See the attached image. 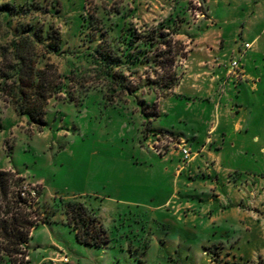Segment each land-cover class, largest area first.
Here are the masks:
<instances>
[{"label": "rangeland", "instance_id": "374dc122", "mask_svg": "<svg viewBox=\"0 0 264 264\" xmlns=\"http://www.w3.org/2000/svg\"><path fill=\"white\" fill-rule=\"evenodd\" d=\"M205 1H112L114 8L134 9L130 21L143 39L153 35L157 28L168 33L170 39L182 43L184 56L173 67H167L177 75V82L166 97L175 95L183 77L194 69L193 60L188 54L194 49L192 42L196 23L206 20L210 27L214 25L213 19L206 16ZM102 4L101 0H0V75H11L10 67L14 65L21 67L24 76L30 68L40 69L45 65L54 68L46 69L54 77L71 67L84 69L85 66L78 64L72 57L77 47L86 42L85 36L80 34L81 17L93 14L95 7ZM227 11L226 5L219 6L223 23H227L229 18ZM225 35L228 40L233 39V28L227 26ZM240 42L237 37V43ZM216 63L218 60L214 61ZM206 66L211 67L212 63ZM157 74L162 76V71L158 70L155 74L146 67L129 78V82L132 86H138L147 77L155 79ZM10 83L7 82L8 85ZM229 84L228 79L219 84L215 103L212 102L213 94L200 101L203 105L212 103L213 107L204 146L211 142L217 126L219 102L227 94ZM195 85L184 80L183 91L195 93ZM198 86L202 87V82ZM88 90L86 96L77 102L67 103L56 97L49 99L42 128L29 124L26 117L17 115L9 98L0 92V170L17 172L24 179L20 189L24 191L25 197L29 193L38 214H43L47 221H53L31 232L29 249L34 261L26 264H36L42 258L41 249L38 251L36 245L53 251L55 249L48 247L53 241L65 248L69 247V242H76L74 232L66 224L63 206L67 202L83 204L99 223V209L102 212L99 214L108 225L112 216L116 218L108 233L124 235L123 239L113 241L117 254L121 245L125 247V264H141V259L147 260V264H159L161 253L155 251L157 247L164 252L163 264L171 263L170 260L173 264H180L184 249L189 252L188 264H264V235H261L263 244L255 251L249 245L247 235H211L220 241L207 242L205 245L203 235H183L176 221H173L171 228L164 227L148 212L147 209L158 203L154 196L159 199L173 189L171 179L164 174L166 165L158 157L180 149L174 145V132L169 127L174 121V114H159V107L166 106L168 100L158 99L155 109L139 107L136 97H144L151 92L143 86L135 98L123 97L121 103L106 105L103 93L98 88ZM231 96L235 101L244 100L248 105L246 112L255 119L249 135L258 136L262 141L264 93L260 94L262 101L259 104L251 96L240 97L239 100L235 92ZM174 97V101L181 105L202 98L198 95L189 96L188 100L176 95ZM153 112L155 117L152 116ZM165 125L168 129H165ZM251 150L255 151L253 147ZM152 153L156 156L152 157ZM255 154L257 158L252 153V162L247 167L250 168V174L259 177L264 173V157L257 152ZM257 191L253 186L251 191H246L250 203L245 208L237 209L246 215L261 218L264 228V190ZM83 202L99 207L97 212ZM107 210L113 211L114 215H108ZM131 212L144 215L138 220ZM41 214L38 219L42 217ZM39 224L43 223L39 221ZM62 232L65 236L60 234ZM47 235H51L52 240L46 242ZM132 242L141 250L149 249L147 255L143 256L136 248L128 251ZM200 243H203L200 246L203 255L198 251ZM203 247H212L218 257L204 252ZM60 262L68 264L67 253L60 256Z\"/></svg>", "mask_w": 264, "mask_h": 264}, {"label": "crops", "instance_id": "0c3cea01", "mask_svg": "<svg viewBox=\"0 0 264 264\" xmlns=\"http://www.w3.org/2000/svg\"><path fill=\"white\" fill-rule=\"evenodd\" d=\"M205 3L206 16L213 19L214 25L210 27L206 20H199L196 23L192 42L194 49L188 54L193 60L194 69L192 73L191 71L186 73L183 82L174 93L177 97L187 100L189 96L198 95L202 98L196 100L198 103L195 101L196 98H193V102L181 105L174 101L175 95H169L162 99L168 100L169 103L163 108L159 107L160 116L174 114V121L169 126L170 131L174 132V145L178 148H188L191 157L184 162L180 149L158 156L166 165L164 174L171 179L173 189L159 199L154 196L158 203L147 210L154 215L156 221L164 224V227L171 228L173 221H176L181 226L183 235H203L205 245L207 242L211 244L215 240L220 241L211 235H247L246 239L255 251L263 244L261 237L264 235L263 220L239 212V208H245L250 203V197L246 196L245 192L251 191L252 186L257 188V192L264 190V173L258 177L250 174V168L247 167L252 162L253 158H250V155L253 156L252 153L254 158H257L256 152L264 157V139L261 141L255 135L250 137L255 119L247 114L248 105L244 100L235 101L231 94L235 92L238 100L240 97L251 96L256 104L262 101L260 94L264 93V0H206ZM221 5L228 7L227 23L220 20ZM227 26L233 28L234 35L231 40L225 35ZM237 37L241 40L239 44ZM244 44H249V48L245 49ZM234 57L239 60L242 68L240 77L230 75L229 63ZM216 60L218 63L214 64ZM210 63L213 67L206 66ZM226 79L230 84L227 94L219 102L217 126L212 133L210 144L204 146L207 123L212 117L213 107L212 103L203 105L200 101L213 94L212 102L215 103L216 90ZM184 80L188 81V84L196 83L195 93L183 91ZM200 82L202 87L198 86ZM166 127L168 126L165 125V129H168ZM202 146L204 148L200 150ZM251 147L255 151L251 150ZM153 156L156 155L152 153ZM257 161L256 159L255 162ZM85 204L95 211L99 208L92 203ZM99 213H102L100 209L97 214L107 238L105 245L100 248L85 247L71 241L69 247L65 248L53 241L48 245L55 249L53 251L36 245L42 254V258L36 264H61L60 256L64 253L68 255V264H125V247L121 245L117 254L113 241L123 239L124 235L108 233L113 227L111 223L116 218L112 216L108 225ZM106 213L114 215L113 211L107 210ZM131 214L138 220L144 215L141 212ZM40 225L46 227L44 223L38 226ZM60 234L65 236L64 232ZM51 238V235H47L46 242ZM66 239L68 240L67 237ZM201 245L203 243L198 245V251L203 255ZM29 248L30 242L27 260L31 263L34 260ZM133 248L142 252L143 256L149 252V249H139L133 242L127 250L131 252ZM155 251L161 253L159 264H163V261L165 263L162 249L157 247ZM251 253L252 251L249 252ZM180 256V264H188L190 257L186 249ZM139 261L141 264H147L145 259ZM170 262L169 264L174 263L172 260Z\"/></svg>", "mask_w": 264, "mask_h": 264}, {"label": "trees", "instance_id": "16d2710c", "mask_svg": "<svg viewBox=\"0 0 264 264\" xmlns=\"http://www.w3.org/2000/svg\"><path fill=\"white\" fill-rule=\"evenodd\" d=\"M101 1L103 4L96 6L93 14L81 17L80 34L85 36L86 42L77 47L72 57L84 65V69L71 67L54 77L46 70L54 68L45 65L40 69L30 68L24 76L21 67L14 65L10 67L11 75H0L1 94L9 98L17 115L26 117L29 124L37 128L45 125V107L54 97L67 103L77 102L86 96L88 89L98 88L105 104L113 105L123 102V97L135 98L145 86L151 92L136 97L137 104L141 108L155 109L156 101L165 98L176 85L177 75L167 67H173L184 56L182 43L170 39L168 33L157 28L153 35L143 39L130 21L134 9L114 8L113 0ZM146 67L155 74L161 70L162 76L147 77L140 85L132 86L129 78ZM152 116L156 114L153 112ZM23 180L17 172L0 170V264L28 263L31 232L39 221L47 222L41 213L38 219L29 193L25 197L20 189ZM63 207L66 224L74 232L77 243L94 248L105 245L104 230L83 204L67 202ZM203 250L218 257L212 247H203Z\"/></svg>", "mask_w": 264, "mask_h": 264}, {"label": "built area", "instance_id": "2783aa9c", "mask_svg": "<svg viewBox=\"0 0 264 264\" xmlns=\"http://www.w3.org/2000/svg\"><path fill=\"white\" fill-rule=\"evenodd\" d=\"M244 48L248 49L249 48V44H244ZM240 64H239V60L236 59L235 57L233 59H231L230 63H229V71H230V75H236L237 77H240ZM180 153L182 155L183 161H188L190 158V152L188 149H186L185 147H181L180 148Z\"/></svg>", "mask_w": 264, "mask_h": 264}]
</instances>
